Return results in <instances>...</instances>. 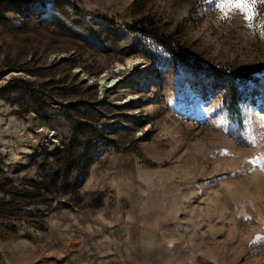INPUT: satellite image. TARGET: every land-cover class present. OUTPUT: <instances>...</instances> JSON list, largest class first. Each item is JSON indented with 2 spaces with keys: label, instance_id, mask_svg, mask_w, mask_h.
<instances>
[{
  "label": "rangeland",
  "instance_id": "rangeland-1",
  "mask_svg": "<svg viewBox=\"0 0 264 264\" xmlns=\"http://www.w3.org/2000/svg\"><path fill=\"white\" fill-rule=\"evenodd\" d=\"M70 1L0 0V264H264L261 100L203 70L264 65V3Z\"/></svg>",
  "mask_w": 264,
  "mask_h": 264
},
{
  "label": "trees",
  "instance_id": "trees-1",
  "mask_svg": "<svg viewBox=\"0 0 264 264\" xmlns=\"http://www.w3.org/2000/svg\"><path fill=\"white\" fill-rule=\"evenodd\" d=\"M24 2H30L32 0H23ZM62 2L70 5L74 11L79 14L86 15L87 12L78 7L74 2L70 0H61ZM101 20L106 22L111 27L117 28H127L132 31H138L147 35L151 38L158 39L159 41L165 42V36L161 35L158 31L149 29L148 26L144 25L145 19L133 23L120 24L114 19H111L105 15L99 16ZM179 62L182 64L190 65L193 67L201 68L191 63L188 59L183 56H179ZM203 70L208 73L214 79L222 80L227 83V111L231 118L242 120V112L240 107V102L244 100V96H239L238 84L240 83H253L254 92L252 93L251 100L253 104H256L259 100V104L262 111H264V65L255 70H245V69H225L221 67L209 66L203 68ZM233 119V120H234Z\"/></svg>",
  "mask_w": 264,
  "mask_h": 264
},
{
  "label": "snow or ice",
  "instance_id": "snow-or-ice-1",
  "mask_svg": "<svg viewBox=\"0 0 264 264\" xmlns=\"http://www.w3.org/2000/svg\"><path fill=\"white\" fill-rule=\"evenodd\" d=\"M264 3V0H215V7L220 12L221 19H228L230 13H234L239 11L242 15H244L246 21H251L255 17L259 16L260 13L257 11V4ZM251 27V24H249ZM249 143L255 144V139L252 138ZM264 162V156L258 158L255 163ZM262 237H257V242Z\"/></svg>",
  "mask_w": 264,
  "mask_h": 264
},
{
  "label": "bare ground",
  "instance_id": "bare-ground-1",
  "mask_svg": "<svg viewBox=\"0 0 264 264\" xmlns=\"http://www.w3.org/2000/svg\"><path fill=\"white\" fill-rule=\"evenodd\" d=\"M143 63H145V67L148 66V61L143 59L140 55L126 59L124 63H116L113 73H105L97 77L96 81L100 91L103 92L110 87L117 86L121 81L125 80L130 73H133L135 65H141ZM83 75H85V73ZM88 78L93 82V77L89 76ZM131 98L133 99L134 97Z\"/></svg>",
  "mask_w": 264,
  "mask_h": 264
},
{
  "label": "built area",
  "instance_id": "built-area-1",
  "mask_svg": "<svg viewBox=\"0 0 264 264\" xmlns=\"http://www.w3.org/2000/svg\"><path fill=\"white\" fill-rule=\"evenodd\" d=\"M58 145H59V143H58Z\"/></svg>",
  "mask_w": 264,
  "mask_h": 264
}]
</instances>
